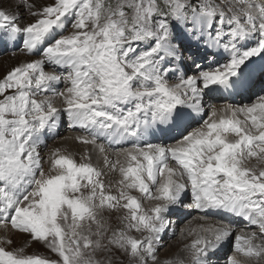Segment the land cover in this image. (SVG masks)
Here are the masks:
<instances>
[{
    "label": "snow or ice",
    "instance_id": "snow-or-ice-1",
    "mask_svg": "<svg viewBox=\"0 0 264 264\" xmlns=\"http://www.w3.org/2000/svg\"><path fill=\"white\" fill-rule=\"evenodd\" d=\"M0 43L29 58L0 73V227L51 254L0 247V264H160L182 207L255 226L227 264L264 261V0H0ZM65 117L119 172L116 194L88 154L45 172L43 133ZM233 228L190 230L187 262L167 264H212Z\"/></svg>",
    "mask_w": 264,
    "mask_h": 264
},
{
    "label": "rangeland",
    "instance_id": "rangeland-1",
    "mask_svg": "<svg viewBox=\"0 0 264 264\" xmlns=\"http://www.w3.org/2000/svg\"><path fill=\"white\" fill-rule=\"evenodd\" d=\"M6 47H7V45L0 43V55H3L5 53ZM221 52H222V54L226 55V53H223V50H221ZM9 55H12V54L9 53ZM185 63H190V61L186 60ZM45 70L46 71H52L51 67H46ZM172 81L173 80H171L170 82H172ZM173 82H175V81H173ZM53 87L57 88L59 90H63L65 85L62 81L58 85L54 84ZM226 102H228V101H226V100H223L220 102L216 101L212 105L215 107L217 106V108H220ZM55 103H56L57 107H61L62 102L60 101V99H57L55 101ZM206 111L208 113H209V111L211 112V108L207 107ZM65 119H66V117H65ZM61 123H62V121H60V123L58 124V127L55 130H53L51 133H49V132L43 133V139H44L45 143L41 147V155L45 161L43 167H44V170L46 173L48 172V170L51 166L50 165V158H52L53 153H58L59 155H67L66 150L65 151L57 150L53 146V144L55 145V143H57L58 140L59 141H60V139L62 140L63 137L66 136L67 133H69V132L71 134L75 133V132L77 134H80V132H78L77 130H70V129H68V127H67V129H64V131L61 132V130L58 129L59 126L61 125ZM195 126L193 125V127H195ZM48 137H50L51 139L47 140ZM108 153H107V155H108ZM85 154H87V153L85 152ZM74 156H75V158L73 157V159L77 163H80L81 159L83 158L81 156H83V155L74 154ZM76 158H78V159L76 160ZM98 160L99 161L97 162V165L93 164V163L92 164L94 166H96L97 168H99L103 173H105V175L102 177V179L105 182L106 190H108L110 188L112 193L116 194V191H115L116 181H118L120 179L119 172L118 171L112 172V171H110L109 168H107L105 166L102 154L100 156V159H98ZM110 161H112V160H110ZM112 162H115V161H112ZM255 163H256L255 160H252L250 162V165H255ZM118 167L119 166H117V168ZM52 174H54V173H52ZM108 178H109V180H108ZM130 194L135 196L138 200H140L144 210L150 209L153 206V204L155 203V201L153 203H149L150 204L149 208H146V205L144 203L148 202V199L146 200V198L143 197L137 191H131ZM142 198L144 199V201ZM184 203L185 204L191 203L190 195L185 199ZM122 211L123 210H121V213H122ZM119 214L120 213H117V212H112L110 214L105 213V215L109 218L110 222L113 225H115L117 223L116 217ZM201 215H203V213H200V212L197 213V212L192 211L186 207L179 208V209L175 210L170 215L169 218L174 222V224H173V226L169 227L167 232H165L163 234L162 244L159 246V250L157 253V258H158L160 264H167V262H173V261H179V260H185L187 262L188 253L185 251V245L190 244L191 241L196 238L195 232H193L192 235H189L188 233L190 230L199 229L201 227V225H200L201 222H204L202 224V225H204L208 222H209V224H215V223H217L218 220L219 221H229L228 219L235 220V217L225 216L223 214H222V217H224V218L215 219L214 217L216 216V214L209 212L208 215L211 217V219H208V220H214L215 221V223H211L210 221L201 220L200 219ZM226 218H228V219H226ZM240 220H241L240 221L241 223H239V225H240L239 228L237 230L235 229V227L233 228L232 236L229 238L228 242L224 243L223 246L220 247L219 250L217 252H215L214 255L211 256L212 264H227L228 258L232 257V256H235L238 260H244L240 254L235 253V251L233 250L234 248H233L232 242L234 241V237L236 235H244V234L246 236L248 234V232H250V231H256L258 233L259 230L255 226H247V223L245 221L242 222L243 220L242 219H240ZM235 221H237V220H235ZM188 222L189 223L195 222L196 223L195 228L190 227V226L187 227ZM230 223H231V225H233L231 221H230ZM183 227H187L185 232L182 229ZM240 229H242V230H240ZM0 231H1L0 232V247H5L6 250L11 251V250H17V249L22 248L24 251V254H29V255L38 254V255H44V256H50L51 255L49 253L48 249H46L42 244H40L39 242L31 241L30 237L27 234L19 233V232L13 230L11 228L10 224L6 228L0 227ZM132 234L136 235V236L140 235L138 233H132ZM9 241H10V243H9ZM177 242H178L179 246H176ZM178 252H180V253H178ZM179 254L181 257L179 256ZM245 264H264V261H257L255 259H253V260L245 261Z\"/></svg>",
    "mask_w": 264,
    "mask_h": 264
},
{
    "label": "bare ground",
    "instance_id": "bare-ground-1",
    "mask_svg": "<svg viewBox=\"0 0 264 264\" xmlns=\"http://www.w3.org/2000/svg\"><path fill=\"white\" fill-rule=\"evenodd\" d=\"M37 2H42V3H47L48 2V0H37ZM21 11H23V10H21ZM9 53L10 54H12L13 53V47L11 46V45H7V47L5 48V53L3 54V55H0V73H3V72H5L7 69H10L11 67H13V66H15L16 64H17V62L18 61H24V60H26V59H29L28 57H26V55L25 54H23L22 52H20L19 50H16V54H15V56H13V54L12 55H9ZM46 67H50V66H46ZM45 67V68H46ZM52 69V68H51ZM170 81H171V79H170ZM174 81V80H173ZM172 81V82H173ZM216 101H218V102H220V101H223L222 99H213V100H209V101H207V103H209V104H213L214 102H216ZM226 101H228V102H226V103H229L230 101L229 100H226ZM245 102H247V101H245ZM217 107V106H216ZM222 107V106H221ZM58 108H62V104H61V107H58ZM209 113H210V111H209ZM60 123V121H58V124ZM58 124H57V127H58ZM195 126V125H194ZM67 127H68V123H67V120L64 118V120L62 121V123H61V125L59 126V128L58 129H60L61 130V132L62 131H64V129H67ZM68 129H70V130H73V129H71V128H69L68 127ZM66 131V130H65ZM77 131L79 132V130L77 129ZM60 132V131H59ZM79 134H77L76 132L75 133H67V135L66 136H64L63 137V139L61 140L60 139V141L58 140V142L57 143H55V145L53 144V146L57 149V150H62V151H65L66 150V153H67V155H70L72 158L74 157L75 158V156H74V154H77V155H83V156H81V157H84L86 154H85V152L88 154V155H91V163H93V164H96L97 165V162L99 161L98 159H100V156H101V154L99 153V151H98V149L97 148H95L93 145H91V144H83V143H80V142H78V140L76 139V137L78 136ZM48 139H51L50 137H48L47 138V140ZM51 148V147H50ZM53 149V148H52ZM51 149V150H52ZM83 153V154H82ZM48 155V154H47ZM108 157H109V159L110 160H112V161H115L116 160V156H115V154H114V152H111V151H109V153H108ZM78 158H76V160H77ZM122 159V158H121ZM82 160V159H81ZM79 162V161H78ZM102 163V162H101ZM108 180H109V178H108ZM143 199V198H142ZM147 200V199H146ZM143 201H144V199H143ZM154 201H152V200H149L148 199V202H145L144 204L146 205V208H149V206H150V204L149 203H153ZM190 210H192V211H195V212H197L198 213V211L197 210H195V209H190ZM193 213V212H192ZM216 214V216L214 217L215 219H221V218H224V217H222V214H217V213H215ZM197 215V214H196ZM191 216V215H190ZM213 216V215H212ZM226 219H228V218H226ZM229 221H231L232 222V224L234 225V227H235V229L237 230L238 228H239V223H241L240 221V219H238V218H235V220H237V221H235V220H231V219H228ZM197 221V220H196ZM204 221V220H203ZM206 221H210L211 223H215V221L214 220H206ZM242 222H244V221H242ZM204 222H201V226H207V224L209 225V222L208 223H206V224H204V225H202ZM183 224V223H182ZM216 224V223H215ZM188 226H190V227H193V228H195V226H196V223L195 222H188V224H187V227ZM187 227H183L182 229H183V231L185 232L186 231V229H187ZM240 230H242V229H240ZM3 231V230H2ZM235 231V230H234ZM1 232V231H0ZM237 232V231H236ZM244 233V232H243ZM235 234V233H234ZM238 234V233H237ZM236 235V234H235ZM245 235V234H244ZM174 245V244H173ZM233 245V244H232ZM176 246H179L178 245V242L176 243ZM234 250V249H233ZM230 251V250H229ZM178 253H180V252H178ZM233 254V253H232ZM187 255V254H186ZM179 256H180V254H179ZM181 257V256H180ZM179 257V258H180ZM216 259V258H215ZM244 259V258H243Z\"/></svg>",
    "mask_w": 264,
    "mask_h": 264
}]
</instances>
